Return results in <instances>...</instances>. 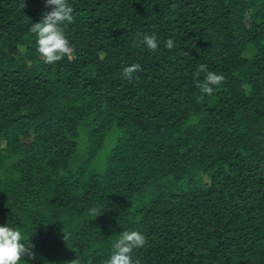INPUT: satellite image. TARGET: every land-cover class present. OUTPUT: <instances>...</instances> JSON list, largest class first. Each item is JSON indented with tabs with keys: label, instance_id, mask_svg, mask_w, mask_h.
I'll list each match as a JSON object with an SVG mask.
<instances>
[{
	"label": "trees",
	"instance_id": "obj_1",
	"mask_svg": "<svg viewBox=\"0 0 264 264\" xmlns=\"http://www.w3.org/2000/svg\"><path fill=\"white\" fill-rule=\"evenodd\" d=\"M68 3L75 59L49 65L52 6L0 0V225L29 264H105L133 230L140 264H264V0Z\"/></svg>",
	"mask_w": 264,
	"mask_h": 264
},
{
	"label": "clouds",
	"instance_id": "obj_2",
	"mask_svg": "<svg viewBox=\"0 0 264 264\" xmlns=\"http://www.w3.org/2000/svg\"><path fill=\"white\" fill-rule=\"evenodd\" d=\"M47 5H51L52 9L42 15L39 22L31 25L30 31L35 35L37 41V51L44 63L54 64L65 56H70L75 59L73 48L69 40L65 36V28L68 24L74 22L73 7L68 3V0H45ZM24 7V4L22 5ZM146 45L149 51L158 49V42L155 34H145L142 41L139 43ZM165 46L171 50L175 47L174 41L169 38L165 42ZM141 66L131 64L123 70V77L131 82L134 78V73L142 71ZM205 73L204 81L198 82L197 87L203 94L211 95L213 85H220L225 81L222 74H217L209 71L207 65L201 64L194 75V78L199 77L201 73ZM251 86L246 89L247 93H251ZM202 97H198V101ZM101 209L99 210L100 214ZM93 216L98 215V210H92ZM64 241L67 236L63 234ZM146 239L143 234L138 231H124L120 237L113 243V252L105 264H140V260L132 259V252L136 248L144 246ZM27 257V259H24ZM36 256L32 250V246L25 242L24 236L17 228L10 227L7 223L0 225V264H29V261L35 260Z\"/></svg>",
	"mask_w": 264,
	"mask_h": 264
}]
</instances>
